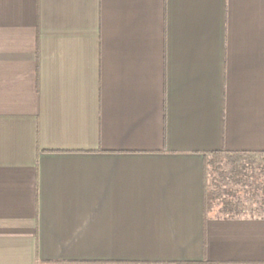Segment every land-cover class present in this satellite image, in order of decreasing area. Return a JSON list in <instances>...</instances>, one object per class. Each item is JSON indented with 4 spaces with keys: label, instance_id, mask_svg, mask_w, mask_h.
<instances>
[{
    "label": "crops",
    "instance_id": "crops-1",
    "mask_svg": "<svg viewBox=\"0 0 264 264\" xmlns=\"http://www.w3.org/2000/svg\"><path fill=\"white\" fill-rule=\"evenodd\" d=\"M221 149L264 151V0H0V264H264Z\"/></svg>",
    "mask_w": 264,
    "mask_h": 264
},
{
    "label": "trees",
    "instance_id": "trees-1",
    "mask_svg": "<svg viewBox=\"0 0 264 264\" xmlns=\"http://www.w3.org/2000/svg\"><path fill=\"white\" fill-rule=\"evenodd\" d=\"M204 158L206 219H264V151L213 150Z\"/></svg>",
    "mask_w": 264,
    "mask_h": 264
}]
</instances>
